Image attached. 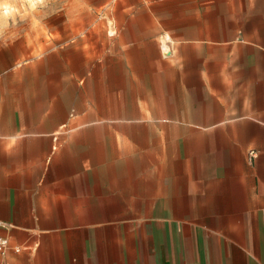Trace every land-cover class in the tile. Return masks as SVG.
Returning <instances> with one entry per match:
<instances>
[{"label":"crops","instance_id":"obj_1","mask_svg":"<svg viewBox=\"0 0 264 264\" xmlns=\"http://www.w3.org/2000/svg\"><path fill=\"white\" fill-rule=\"evenodd\" d=\"M140 2L95 43L0 47V264H264V0ZM164 123L203 126L201 175L161 132L139 143Z\"/></svg>","mask_w":264,"mask_h":264},{"label":"rangeland","instance_id":"obj_2","mask_svg":"<svg viewBox=\"0 0 264 264\" xmlns=\"http://www.w3.org/2000/svg\"><path fill=\"white\" fill-rule=\"evenodd\" d=\"M147 1L154 13L168 16L169 19L191 20L199 16L210 20H229L235 19L236 11H238V6L234 3L233 5L217 3L211 6L210 12L196 13L197 10H202L206 6L189 4L191 0H179L187 5L170 7L156 4L161 0ZM126 5L136 10L133 18H137L138 10L142 9L140 0H0V47L15 38H29L42 51L72 43L78 39H89L92 40L89 42L95 43L97 41L94 36L98 31L99 22H110V19H132V17L121 16L119 12ZM216 31L218 30H211L212 33ZM212 37H216L212 39V44L220 42L217 35L212 34ZM211 56H218V53L211 52ZM210 65L212 68L216 67L213 60ZM154 111L157 113L162 111L164 114L171 112L169 109L146 110V112ZM202 127L170 123L155 126L140 125L139 143L146 145L150 142L145 140L144 135L161 132L164 152L178 149L181 156L178 161L180 170L189 168V173L187 171L180 173L179 180L183 183L187 181L190 174L194 175L195 171L201 175L205 145ZM159 142L158 137L153 141L157 144ZM198 187H200L198 196L193 205L197 212H201L200 204H202L201 196L203 195L201 182L198 183ZM191 201L193 202V199Z\"/></svg>","mask_w":264,"mask_h":264},{"label":"built area","instance_id":"obj_3","mask_svg":"<svg viewBox=\"0 0 264 264\" xmlns=\"http://www.w3.org/2000/svg\"><path fill=\"white\" fill-rule=\"evenodd\" d=\"M7 248V242L5 240H0V256L4 255Z\"/></svg>","mask_w":264,"mask_h":264}]
</instances>
